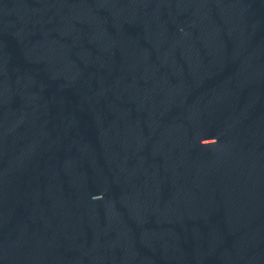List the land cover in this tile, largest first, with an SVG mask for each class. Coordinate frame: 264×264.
I'll use <instances>...</instances> for the list:
<instances>
[{
  "label": "water",
  "instance_id": "water-1",
  "mask_svg": "<svg viewBox=\"0 0 264 264\" xmlns=\"http://www.w3.org/2000/svg\"><path fill=\"white\" fill-rule=\"evenodd\" d=\"M0 264H264V0H0Z\"/></svg>",
  "mask_w": 264,
  "mask_h": 264
}]
</instances>
